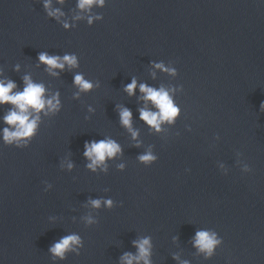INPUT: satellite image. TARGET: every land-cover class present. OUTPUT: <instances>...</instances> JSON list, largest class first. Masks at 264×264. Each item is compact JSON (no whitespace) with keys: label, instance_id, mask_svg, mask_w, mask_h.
Wrapping results in <instances>:
<instances>
[{"label":"water","instance_id":"95a60500","mask_svg":"<svg viewBox=\"0 0 264 264\" xmlns=\"http://www.w3.org/2000/svg\"><path fill=\"white\" fill-rule=\"evenodd\" d=\"M52 6L70 30L48 16L43 0H0V78L22 90L30 75L46 95L59 92L63 105L57 115L41 114L28 148L0 142V264H53L49 246L72 233L84 247L56 264H120L143 237H151L152 264H264V4L106 0L92 9L103 19L91 26L77 0ZM41 51L75 53L79 67L52 76L37 60ZM77 72L99 87L74 99ZM133 77L175 89L181 114L174 124L156 132L139 118V89L124 91ZM118 105L132 112L135 140ZM9 107H0V129ZM105 138L122 154L106 161L107 171L92 172L84 143ZM149 151L158 160L145 166L137 157ZM245 163L250 173L242 172ZM98 198L113 206L88 203ZM89 216L98 223L89 225ZM201 229L223 240L209 259L193 246Z\"/></svg>","mask_w":264,"mask_h":264},{"label":"clouds","instance_id":"9594fccd","mask_svg":"<svg viewBox=\"0 0 264 264\" xmlns=\"http://www.w3.org/2000/svg\"><path fill=\"white\" fill-rule=\"evenodd\" d=\"M57 3L63 4L65 0H56ZM106 0H77V8L83 12L88 13L87 23L91 26L95 21L102 20L103 17L99 14L92 15L94 7H103ZM259 3L264 4V0H259ZM43 6L49 17L56 19L62 23L65 30H70L73 26L68 21H61L64 13L59 8H53L52 0H43ZM83 19L81 16L74 17V20ZM37 60L40 64L46 66V71L52 76H58L57 69L63 71L67 66L68 69L79 67V57L75 53H65L63 56L50 55L46 51L38 53ZM154 69H160L170 75H177L175 68L165 67L163 62H153ZM14 70L19 72L20 65L17 64ZM155 78V72L152 73ZM0 77H3V71L0 70ZM23 89L20 90L17 83L9 78H0V107L10 105L3 115V123L6 125L0 129V142L6 146H13L18 149L28 148L39 131L41 123V114L57 115L62 110V102L60 100L59 92L55 94L46 95V86L43 83L33 81L30 75L22 77ZM73 84L77 87L78 91L74 94V99H78L81 93L90 92L93 88L99 87V82L93 83L86 79L83 73L77 72L73 77ZM137 88L141 93L139 97L145 104V107L139 109L140 119L145 122L151 129L156 132L162 130V125L165 123L174 124L176 119L181 114V109L174 101L175 89H167L164 86L154 88L146 83H138L137 79L133 77L131 82L124 86V91L133 96L136 94ZM182 90V89H181ZM152 108H149L148 105ZM120 116V123L123 127L127 128L131 133L132 138L135 140L138 136V131L132 127V112L127 107L117 106ZM155 110H152V109ZM93 111L91 107L88 109ZM260 111L264 112V102L260 104ZM217 139L219 137L217 136ZM139 147V144L136 145ZM122 154V147L118 142L112 138H105L101 140L85 141L83 156L89 161L85 167L96 172L107 171L106 161ZM138 160L145 166H150L158 160V156L151 151L139 155ZM64 165L62 164L61 167ZM67 169L71 170L74 163L69 161ZM119 168L124 169V165L120 164ZM252 171L248 163H245L242 172L250 173ZM227 175V172H225ZM45 191L52 188V185L47 181L44 182ZM88 203L96 209L101 207L111 208L113 201L109 199H89ZM86 222L91 225L98 223L93 217H86ZM193 246L198 252L203 253L205 259L211 258L218 246L223 243L222 238L215 231L201 229L196 231L193 237ZM133 246L137 249L135 254L125 252L120 257V264H152L151 252L152 243L151 237H143L134 240ZM84 247L82 237L77 233L62 236L59 240L53 242L48 252L52 257L53 264L56 261H63L67 258L69 252H76L79 255V250ZM173 259H179L173 257ZM183 264H188L184 261Z\"/></svg>","mask_w":264,"mask_h":264}]
</instances>
